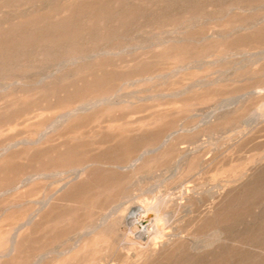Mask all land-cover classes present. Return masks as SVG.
Masks as SVG:
<instances>
[{
  "label": "rangeland",
  "instance_id": "obj_1",
  "mask_svg": "<svg viewBox=\"0 0 264 264\" xmlns=\"http://www.w3.org/2000/svg\"><path fill=\"white\" fill-rule=\"evenodd\" d=\"M0 264H264V0H0Z\"/></svg>",
  "mask_w": 264,
  "mask_h": 264
},
{
  "label": "bare ground",
  "instance_id": "obj_2",
  "mask_svg": "<svg viewBox=\"0 0 264 264\" xmlns=\"http://www.w3.org/2000/svg\"><path fill=\"white\" fill-rule=\"evenodd\" d=\"M219 72V71H218ZM112 96V95H111ZM138 97V96H137ZM141 98V97H140ZM230 98V97H229ZM228 99V98H227ZM91 100V99H90ZM229 100V99H228ZM98 102V101H97ZM223 102V101H222ZM83 106V105H82ZM66 114V113H65ZM49 126V125H48ZM41 134V133H40ZM18 140V139H17ZM25 140V139H24ZM36 140V139H35ZM34 174H36V175H39L38 173H34ZM41 175V174H40ZM35 176V175H34ZM32 177H33V174H32ZM30 178H31V175H30ZM24 180V179H23ZM8 190V189H7ZM186 190V189H185ZM5 191V190H4ZM48 199V198H47ZM161 200V199H160ZM42 206V205H41ZM38 208V207H37ZM144 210V209H143ZM142 211V210H141ZM141 211H140V213H141ZM136 213V212H135ZM134 213V214H135ZM134 214H132V217L134 216ZM138 214V213H137ZM137 216V215H136ZM92 229V228H91ZM86 231V230H85ZM93 231V230H92ZM149 231V230H148ZM91 232V231H90ZM99 235V234H98ZM103 235V234H102ZM105 235V234H104ZM92 238V237H91ZM95 241V240H94ZM95 243V242H94ZM9 248V247H8ZM10 249V248H9Z\"/></svg>",
  "mask_w": 264,
  "mask_h": 264
}]
</instances>
